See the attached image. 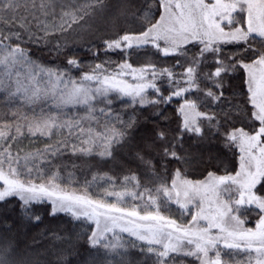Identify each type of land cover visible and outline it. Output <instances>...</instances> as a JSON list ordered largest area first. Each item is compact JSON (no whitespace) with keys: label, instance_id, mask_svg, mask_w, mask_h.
<instances>
[{"label":"snow or ice","instance_id":"6c2138e0","mask_svg":"<svg viewBox=\"0 0 264 264\" xmlns=\"http://www.w3.org/2000/svg\"><path fill=\"white\" fill-rule=\"evenodd\" d=\"M133 7L130 0H118L116 12L108 19L115 22L131 13L141 21L138 31L122 29L104 40L99 51L89 46L96 57L101 51L106 57L117 53L124 62L109 58L87 65L89 71L75 79L67 68L38 62L29 49L35 46L64 55L72 25L105 18L110 10L108 0H0V92L9 98L23 94L31 104L50 102L54 109L16 125L14 132L8 126L0 130V206L16 199L23 214L37 223L42 218L35 206L44 204H50V216L68 214L77 221H92L98 229L103 218L104 229L88 236L91 248L113 253L122 249L119 237L114 242L106 239V233L119 229L144 242L157 264H181L187 258L198 264H229L231 250L247 254L245 264H264V0H143L138 13ZM227 45L238 47L228 54ZM148 47L155 50L153 54L174 57L173 67H157L151 61L133 67L128 62L131 55ZM66 65L82 67L73 58L66 59ZM177 67L181 71L176 72ZM238 70L246 74V93L234 103L224 89L226 77ZM157 80L163 82L167 95ZM125 97L129 105L157 109L173 98L182 101L176 134L157 130L153 141L159 142L165 172V161L189 163L182 151L189 134L201 141L215 135L225 148H237L239 171L234 175L209 171L205 180L192 181L177 168L172 177H166L157 173L151 146H145L136 159L151 170L155 185H141L132 174L123 177L118 188L116 179L108 177L109 187L94 199L89 188L98 179L96 175L80 183L74 172L62 175L52 160L65 153L112 157L115 149L124 147L137 122L114 115L112 104ZM205 101L222 105L219 116L199 110ZM242 112L246 127L234 123L233 118ZM22 128L29 136L48 138L45 147L23 156L14 151L13 143L25 135ZM109 197L112 201L106 202ZM172 204L185 213L195 210L188 224L164 215ZM253 213L255 227L245 228ZM0 264L7 262L0 259ZM56 264L70 262L61 254Z\"/></svg>","mask_w":264,"mask_h":264},{"label":"trees","instance_id":"16d2710c","mask_svg":"<svg viewBox=\"0 0 264 264\" xmlns=\"http://www.w3.org/2000/svg\"><path fill=\"white\" fill-rule=\"evenodd\" d=\"M75 2L80 3L82 0H75ZM108 3L110 10L105 14V18L87 19V22L80 21L79 24L72 25V30L67 34L69 47L64 55L56 56L47 50L32 46L29 50L33 58L51 67L67 68L69 74L75 79H79L81 72L89 71L87 65L99 64L109 58L117 63H123V57L117 53L110 52L106 57L101 51V55L96 57L89 50V46L94 50H101L103 41L115 37L122 29L133 32L140 28L141 21L135 20L131 13L126 18L122 17L115 22H109L108 17L116 12L118 0H108ZM130 3L135 5L132 11L138 13L143 0H130ZM188 47L192 48V45H188ZM235 47L238 46L227 45V53L231 54ZM153 53L155 50L150 47L138 50L136 54L128 58V62L133 67H139L149 61L155 63L157 67H173L174 57H164ZM68 58L80 61L81 69L77 70L67 66L66 59ZM175 71L179 72L181 69L177 67ZM245 80L246 74L243 70H238L226 77L225 95L234 103L244 98L246 93ZM156 83L161 87V91H164L163 82L157 80ZM204 86L201 83V87ZM148 91L150 95L151 89ZM233 92L237 94L236 97H233ZM164 94L167 95L168 92L164 91ZM192 98H196L195 94ZM128 100L129 98L125 97L123 102L114 101L112 104L113 114H118L120 119L124 121L135 119L137 124L131 130L128 143L122 148L115 149L112 157H101L96 154L79 157L65 153L63 156H58L52 160L53 164L61 167L62 175H66L67 172H74L80 183H83L85 179L92 181L93 176L96 175L98 179L89 188L94 199L98 198V193H103L105 188L109 187L107 184L108 177L116 179L118 188L123 177L132 174L139 178L141 185L150 187L155 185L156 180L151 170L136 159V153L144 149L145 146H151L149 150L152 152L151 159L157 173L166 177H172L177 168L181 170L186 179L192 181L205 180L209 171L215 172L216 175H225L226 173L234 175L239 170L241 153L237 148H225L222 140L215 135L201 141L198 137L189 134L184 137L182 149L183 153L187 155L189 163L182 165L165 161L167 166L165 172L160 165L163 157L160 155L159 142L154 144L153 141H155L157 130H164L170 135L176 134L182 119L179 114L182 101L173 98L170 104L162 105L160 109H157L152 106L129 105ZM220 107L222 105L210 104L207 101L199 104L200 111H210L218 116ZM242 107L244 106L242 105ZM50 110L54 111L50 102L31 104L25 100L23 94L9 98L6 93L0 92V130H8L5 128L8 126L14 132L16 125H25ZM157 111H162V114L157 116ZM246 118V113L242 112L240 117L233 119L237 126H245L244 120ZM201 125H205L203 120H201ZM22 131L25 135L19 137L12 145V149L19 151L21 156L45 147L48 138L29 136L26 128H22ZM205 131L207 132V128ZM73 164L76 165L75 168L72 167ZM43 166L42 164L41 167ZM112 199L109 197L106 202H110ZM49 207L50 204L35 206V213L42 218L37 223L23 214L20 202L16 199L0 206V259L6 260L7 264H56L61 254H64L70 264H157L156 256L147 252V245L137 241L128 233H118L117 237L124 247L115 253L106 251L102 247L91 248L88 236L92 231H96L94 222L77 221L64 213L50 216L48 214ZM192 214L193 210L190 213H185L174 204L170 205V211L164 212V215L175 219L178 224H188ZM256 222L257 217L253 213L247 217L244 227L254 228ZM133 244L136 247H133ZM141 247L144 248L143 251L140 250ZM231 251L233 257L229 259V262L243 264L246 254L237 250ZM181 264H198V262L192 258H187L181 261Z\"/></svg>","mask_w":264,"mask_h":264},{"label":"rangeland","instance_id":"374dc122","mask_svg":"<svg viewBox=\"0 0 264 264\" xmlns=\"http://www.w3.org/2000/svg\"><path fill=\"white\" fill-rule=\"evenodd\" d=\"M125 79L126 80H128L129 82H132V78L130 77V76H126L125 77ZM239 171V170H238ZM2 183V182H1ZM174 205H176V204H174ZM118 206H125V205H118ZM176 206H178V205H176ZM194 209H193V214H194ZM95 224V223H94ZM104 229V220H103V218H100V228L98 229L97 227H96V224H95V230L98 232V234L102 231ZM213 232L215 233L216 232V230L215 229H213ZM118 233H121L120 231H119V229H116V230H114V232H108V233H106V239L108 240V241H110V242H114L115 240H116V238H117V235H118ZM129 234V233H128ZM109 237H112V238H109ZM221 247H222V245H221ZM247 255V254H246ZM246 260V259H245ZM245 260H244V262H243V264H245ZM229 264H232V263H230L229 262Z\"/></svg>","mask_w":264,"mask_h":264}]
</instances>
